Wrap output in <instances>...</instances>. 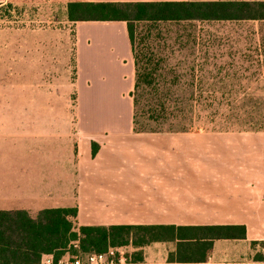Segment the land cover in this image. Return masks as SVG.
Listing matches in <instances>:
<instances>
[{"label": "crops", "instance_id": "0c3cea01", "mask_svg": "<svg viewBox=\"0 0 264 264\" xmlns=\"http://www.w3.org/2000/svg\"><path fill=\"white\" fill-rule=\"evenodd\" d=\"M186 1L195 0L65 6ZM68 22L73 42L67 31L0 32V211L35 219L76 209L75 227L188 228L179 239L113 248L115 264H264V132L133 133L126 24L83 33L92 25ZM110 39L114 56L100 49ZM213 227L244 228L245 238H212Z\"/></svg>", "mask_w": 264, "mask_h": 264}, {"label": "rangeland", "instance_id": "374dc122", "mask_svg": "<svg viewBox=\"0 0 264 264\" xmlns=\"http://www.w3.org/2000/svg\"><path fill=\"white\" fill-rule=\"evenodd\" d=\"M66 13L65 0H24L2 5L0 32L25 28L67 31L73 42L76 26L67 21ZM88 24L92 26L83 27V33L108 30L93 26L101 25L99 22ZM71 49L69 67L74 80L73 43ZM100 49L114 56L117 45L110 39ZM136 49L161 59L151 66L157 69L156 83L172 85L171 98L181 103L178 119L144 121L142 125L149 129L146 131L264 132V21L166 23L151 29L140 26L136 30ZM99 73L107 80V72ZM73 249L68 251L70 255ZM71 256L84 255L78 252Z\"/></svg>", "mask_w": 264, "mask_h": 264}, {"label": "trees", "instance_id": "16d2710c", "mask_svg": "<svg viewBox=\"0 0 264 264\" xmlns=\"http://www.w3.org/2000/svg\"><path fill=\"white\" fill-rule=\"evenodd\" d=\"M66 10V17L71 22L126 24L135 62L130 94L135 134L156 133L146 131L149 129L142 125L144 121L165 122L178 119L182 114L181 103L171 98L174 95L172 85L156 83L157 69L151 66L161 59H156L151 52L146 54L136 49L138 27L151 29L159 24L186 22L264 21V1L77 2L68 4ZM97 149L92 144L93 155ZM76 214V209L44 210L32 219L24 211H0V264H40L43 256H51L53 264H58L73 248H77L72 250L73 256L78 252L99 254L130 243L143 246L179 239L182 232L188 230L173 226L75 227L70 219ZM205 230L212 238H245L244 228L213 227Z\"/></svg>", "mask_w": 264, "mask_h": 264}, {"label": "built area", "instance_id": "2783aa9c", "mask_svg": "<svg viewBox=\"0 0 264 264\" xmlns=\"http://www.w3.org/2000/svg\"><path fill=\"white\" fill-rule=\"evenodd\" d=\"M74 247L77 246L74 245ZM115 257V250L113 248H109L105 253L73 257L69 261L60 260L58 264H115ZM43 264H52V262L47 259Z\"/></svg>", "mask_w": 264, "mask_h": 264}]
</instances>
